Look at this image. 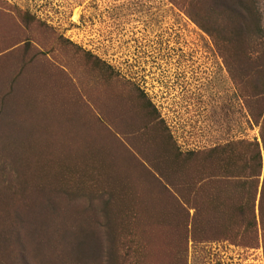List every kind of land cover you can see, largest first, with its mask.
I'll return each instance as SVG.
<instances>
[{"label":"rangeland","instance_id":"rangeland-1","mask_svg":"<svg viewBox=\"0 0 264 264\" xmlns=\"http://www.w3.org/2000/svg\"><path fill=\"white\" fill-rule=\"evenodd\" d=\"M256 1L264 28V0ZM186 9L187 0H0V97L11 91L0 133L33 177L49 185L54 168L58 175L52 205H20L16 187L23 199L41 195L21 188L0 152V221L12 211L14 219L0 264H264L262 232L250 245L248 234L241 240L213 224L211 207L240 189L210 168L215 149L261 143L250 109L262 102L249 81L264 59L220 52ZM61 67L134 97L152 149L127 141L124 158L114 132L62 91ZM88 151L96 152L83 158ZM263 174L264 162L260 183ZM196 181L212 198L188 194ZM195 206L210 228L192 229ZM23 207L44 212L21 222Z\"/></svg>","mask_w":264,"mask_h":264},{"label":"trees","instance_id":"trees-1","mask_svg":"<svg viewBox=\"0 0 264 264\" xmlns=\"http://www.w3.org/2000/svg\"><path fill=\"white\" fill-rule=\"evenodd\" d=\"M186 11L194 23L214 40L220 52L227 54H246L247 56L258 54L264 59V47L258 44V41H263L264 39V28L262 26L261 12L256 0H187ZM224 45H226V47ZM249 83L253 86L252 89L254 91L251 98L261 99L262 102L259 108L255 110L250 109L254 124L260 128L261 143L258 141L242 140L229 143L221 148L213 150L212 153L217 155H213V157L216 158H212L210 164L211 172H218L220 176L212 175L211 177L216 179L223 177L227 185H231L235 189H240V192L235 195H230L228 204L217 202L216 205L211 207V213L215 215L212 222L215 225L217 223L218 229L230 232V235L233 237L238 236L241 240H244L248 234L253 238L249 244L254 245V242L259 236V232H262L264 238V174L263 181L260 183L264 162V68L258 70L256 76L253 77ZM10 93H8L6 97H0V104H3V107ZM0 95H2V91ZM0 108L2 107L0 106ZM91 111L95 114L93 110ZM6 140L7 138H5L3 132H1L0 152L4 153L2 167L8 169V164L10 163L19 173L17 181L22 184L21 188L28 187L24 186V183H29L31 188H37V190L31 191V195H41L39 198L23 199L21 196L23 191L16 187L14 192L19 195L17 200L21 203L20 205L25 204L26 206L35 204L42 208L49 204L52 205L53 203H47L46 200H50L53 197L52 193L56 191L55 189H49L50 185L56 182V176H58L57 171L54 170L55 168L47 181L50 184L46 185L44 176L42 180L33 177L32 172L27 167L25 168L26 165L24 164L23 158L20 156L21 159L17 156L19 155L18 151L16 149L14 150L12 144ZM8 143L13 153V160H10L8 157ZM137 145L140 146L137 147ZM136 147H140L141 149L145 147L149 150L152 149V147H149L144 142H138ZM94 152L96 151H88L83 158H86L87 155L93 154ZM119 152L123 154L122 156L124 158H127L125 149L119 148ZM193 155L194 153H190L189 158L186 159L185 165L188 167ZM15 157L18 160H15ZM128 161L130 160L128 159ZM131 162L132 161H130V164ZM133 162L138 164L136 159H134ZM57 164H55L54 167H58ZM169 164H165V166L168 167ZM133 167H138V165H133ZM177 179H188V173H183L178 176ZM198 184L200 183L196 181L194 187L190 188L192 191L188 194L199 195V197L202 198H207L208 196L207 199L212 198L210 193L204 195L205 192L200 193L196 190ZM260 186L261 189L259 191ZM8 190H10V184L8 185ZM240 193H243V196L240 195ZM24 207L20 208L18 214H15L16 216H20L16 219L21 222L25 220L27 214L32 215L33 213L30 210L24 209ZM191 209L195 210L192 229L197 232L210 228L212 223L203 218L201 208L195 206L191 207ZM40 211L44 212V210L39 209L33 214L37 215ZM12 212L7 221H0V224L4 223V228L0 230V234H2L0 237V245L4 248H8V237L12 233L10 230L14 227V219H11ZM221 221L223 224L227 223V225L222 226V224H220ZM218 223L220 225H218Z\"/></svg>","mask_w":264,"mask_h":264},{"label":"flooded vegetation","instance_id":"flooded-vegetation-1","mask_svg":"<svg viewBox=\"0 0 264 264\" xmlns=\"http://www.w3.org/2000/svg\"><path fill=\"white\" fill-rule=\"evenodd\" d=\"M58 72L63 74L60 79L62 91L79 99L83 107L93 110L99 123L113 131L117 141H121L122 149H125L122 143L127 144V141H133L135 146L138 142H148L150 127L148 124L142 126L134 97L123 94L120 87L108 85L104 78L93 81V75H90L93 72L87 70L69 72L61 67Z\"/></svg>","mask_w":264,"mask_h":264}]
</instances>
